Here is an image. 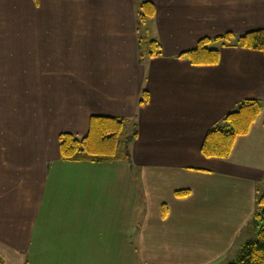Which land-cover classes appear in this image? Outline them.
I'll use <instances>...</instances> for the list:
<instances>
[{"label": "crops", "instance_id": "crops-1", "mask_svg": "<svg viewBox=\"0 0 264 264\" xmlns=\"http://www.w3.org/2000/svg\"><path fill=\"white\" fill-rule=\"evenodd\" d=\"M142 1L0 0L3 264H222L256 237L264 106L227 158L201 145L238 101L264 102V52L178 55L264 28V0H150L142 33L161 54L140 58ZM91 115L135 124L131 164L60 158L59 134H85Z\"/></svg>", "mask_w": 264, "mask_h": 264}, {"label": "trees", "instance_id": "trees-1", "mask_svg": "<svg viewBox=\"0 0 264 264\" xmlns=\"http://www.w3.org/2000/svg\"><path fill=\"white\" fill-rule=\"evenodd\" d=\"M155 5L150 0L140 2L136 11V25L140 31L137 48L140 58L161 54L160 43L142 29L155 16ZM236 45L264 52V28L250 30L236 35L228 31L217 36L200 38L194 47L178 56L187 58L192 64H216L219 61V46ZM148 100V92H142L140 103ZM264 102L257 98H244L236 103L207 130L201 145V153L206 157L227 158L235 139L247 134L251 124L258 116ZM137 135L135 124L127 118L105 115H91L88 130L83 135L70 132L58 136L59 155L67 161L111 162L123 161L131 164L130 146ZM264 185V177H263ZM186 195L188 189L175 191ZM166 208H162V216ZM253 223L259 224L257 235L240 247L236 258L222 264H264V192L256 196ZM0 264L3 261L0 259Z\"/></svg>", "mask_w": 264, "mask_h": 264}, {"label": "rangeland", "instance_id": "rangeland-1", "mask_svg": "<svg viewBox=\"0 0 264 264\" xmlns=\"http://www.w3.org/2000/svg\"><path fill=\"white\" fill-rule=\"evenodd\" d=\"M264 187V186H262ZM262 187H259L258 190H259V193H263L264 192V188H263V191H262ZM135 219H136V215H135Z\"/></svg>", "mask_w": 264, "mask_h": 264}]
</instances>
